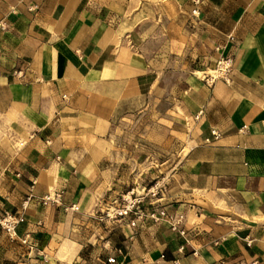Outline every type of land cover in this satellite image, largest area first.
I'll return each instance as SVG.
<instances>
[{
  "label": "crops",
  "instance_id": "crops-1",
  "mask_svg": "<svg viewBox=\"0 0 264 264\" xmlns=\"http://www.w3.org/2000/svg\"><path fill=\"white\" fill-rule=\"evenodd\" d=\"M192 10L190 0H0V212L29 199L17 235L33 247L0 228V264H264V3ZM227 56L228 75L208 83ZM175 73L170 105L197 137L164 196L142 208L183 214L187 235L149 218L132 227L134 215L100 221L113 127L158 103ZM47 194L60 202L44 205Z\"/></svg>",
  "mask_w": 264,
  "mask_h": 264
},
{
  "label": "rangeland",
  "instance_id": "rangeland-1",
  "mask_svg": "<svg viewBox=\"0 0 264 264\" xmlns=\"http://www.w3.org/2000/svg\"><path fill=\"white\" fill-rule=\"evenodd\" d=\"M180 85L178 73L165 76L162 89L155 95L154 101L158 103L113 127L111 161L115 163L116 174L109 192L113 195L110 202L128 193L143 195L157 183L167 185L171 173L194 144L197 137L194 122L179 106L170 105V101H177Z\"/></svg>",
  "mask_w": 264,
  "mask_h": 264
},
{
  "label": "built area",
  "instance_id": "built-area-1",
  "mask_svg": "<svg viewBox=\"0 0 264 264\" xmlns=\"http://www.w3.org/2000/svg\"><path fill=\"white\" fill-rule=\"evenodd\" d=\"M193 5L192 15L198 17L200 14V5L201 0H190ZM264 3V0H260ZM234 64V60L231 56L223 57L218 63L217 67L210 73L209 76L205 79L209 83L210 81L213 83L214 80L218 78H223L228 75L232 66ZM201 114V113H200ZM212 134L215 138L219 137L217 131H212ZM166 187L164 185H159L158 183L152 187H150L147 191H144L143 195L134 196L133 193H128V195H122L119 198L113 199L110 204L101 211L100 221H117L122 220L130 215H134V219L130 222L132 227H136L137 223L140 221H144L149 218L153 220L155 223L166 222L168 223L170 229L174 232L179 233L180 236L185 237L187 235V230L184 225V215L175 213L170 214L163 208H153V204L151 207L143 209L144 203L148 199L157 200L162 198L165 194ZM61 200V194H47L42 198V203L44 205L47 204H55L57 205ZM29 199H27L23 205L21 211L10 212L4 211L0 212V228L5 231V233L9 236L12 241L20 240V242L28 247L29 251L33 250L32 245L28 243L29 235H26L23 238H19L17 235V230L20 224L25 221V217L23 212L27 209ZM264 234V230H263ZM180 250H184V247H181ZM46 260V257H44ZM117 261L115 258H109L108 264H116ZM25 264V263H23ZM174 264H178L177 261Z\"/></svg>",
  "mask_w": 264,
  "mask_h": 264
},
{
  "label": "bare ground",
  "instance_id": "bare-ground-1",
  "mask_svg": "<svg viewBox=\"0 0 264 264\" xmlns=\"http://www.w3.org/2000/svg\"><path fill=\"white\" fill-rule=\"evenodd\" d=\"M211 73H213V71Z\"/></svg>",
  "mask_w": 264,
  "mask_h": 264
}]
</instances>
